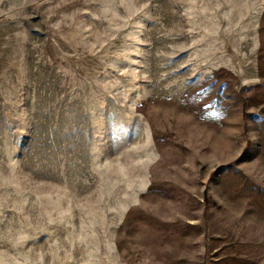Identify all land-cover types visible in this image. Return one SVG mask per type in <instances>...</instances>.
<instances>
[{
  "label": "rangeland",
  "instance_id": "1",
  "mask_svg": "<svg viewBox=\"0 0 264 264\" xmlns=\"http://www.w3.org/2000/svg\"><path fill=\"white\" fill-rule=\"evenodd\" d=\"M0 264H264V0H0Z\"/></svg>",
  "mask_w": 264,
  "mask_h": 264
}]
</instances>
